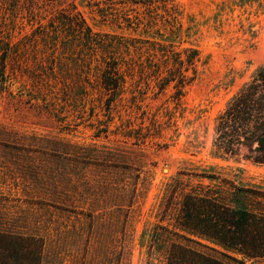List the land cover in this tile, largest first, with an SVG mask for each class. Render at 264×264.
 Here are the masks:
<instances>
[{
    "label": "rangeland",
    "instance_id": "rangeland-1",
    "mask_svg": "<svg viewBox=\"0 0 264 264\" xmlns=\"http://www.w3.org/2000/svg\"><path fill=\"white\" fill-rule=\"evenodd\" d=\"M142 1L0 0V37L9 28L20 43L0 77V231L33 238L39 264H163L183 240L162 219L178 185L227 195L235 184L248 189L238 204L264 215V163L213 147L217 116L264 64V0ZM83 17L100 36L200 51L173 116L172 85L158 92L138 69L109 106L104 63L87 77L75 60Z\"/></svg>",
    "mask_w": 264,
    "mask_h": 264
},
{
    "label": "trees",
    "instance_id": "trees-1",
    "mask_svg": "<svg viewBox=\"0 0 264 264\" xmlns=\"http://www.w3.org/2000/svg\"><path fill=\"white\" fill-rule=\"evenodd\" d=\"M81 23L83 46L75 60L82 75L87 77L93 63L95 68L104 63L102 84L112 96L109 106L125 90L129 78L133 79L134 71L138 69L140 78L143 76L156 81L158 92H164L172 85L175 106L173 111L166 110V114L173 116L179 109L186 87L198 77L200 51L194 47L177 50L173 43L163 42H151L150 47L146 45L149 41L136 37L100 36L87 25L84 17ZM12 36V30L7 28L0 37V77L5 82L10 78V56L17 52L20 44L14 42ZM99 52L101 58L98 59ZM213 147L219 153L243 154L264 163V64L217 116ZM179 186L168 197L162 219L174 220L175 228L180 230L174 233L183 240L170 243L165 250L163 264H232L227 259L232 258L226 252L228 250L264 259V215L238 204L241 202L239 193L248 189L233 184L226 195L216 189L204 193L198 188L186 191ZM160 227L171 232L174 230ZM187 233L207 239L223 250L204 244ZM198 245L216 253L203 250ZM40 256V246L33 238L0 231V264H39Z\"/></svg>",
    "mask_w": 264,
    "mask_h": 264
}]
</instances>
